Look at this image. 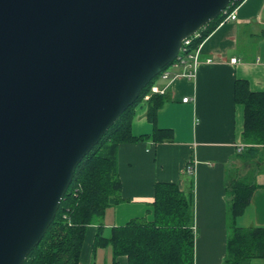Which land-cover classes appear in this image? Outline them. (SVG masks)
<instances>
[{"label": "water", "instance_id": "95a60500", "mask_svg": "<svg viewBox=\"0 0 264 264\" xmlns=\"http://www.w3.org/2000/svg\"><path fill=\"white\" fill-rule=\"evenodd\" d=\"M232 0H0V264H23L80 161Z\"/></svg>", "mask_w": 264, "mask_h": 264}, {"label": "crops", "instance_id": "0c3cea01", "mask_svg": "<svg viewBox=\"0 0 264 264\" xmlns=\"http://www.w3.org/2000/svg\"><path fill=\"white\" fill-rule=\"evenodd\" d=\"M196 78H178L158 93L165 82L156 79L150 93L165 99L154 121L142 102L132 120L134 136L151 135L155 128L171 129V138L121 144L117 168L121 202L103 218L104 236L132 219H153L154 186L176 184L194 195V264H224L233 226L264 227V165L256 176L257 189L244 212L232 221L228 184L251 169L238 152L242 145L244 107L235 102V80H244L253 92H264V0H244L236 19L221 23L201 44ZM231 59H236L235 63ZM209 61V62H208ZM188 97L187 102H182ZM145 101V100H144ZM191 162L194 172L185 169ZM97 225L88 226L79 264H112L111 247L93 250ZM117 264H128L119 256ZM249 264H264L253 259Z\"/></svg>", "mask_w": 264, "mask_h": 264}, {"label": "trees", "instance_id": "16d2710c", "mask_svg": "<svg viewBox=\"0 0 264 264\" xmlns=\"http://www.w3.org/2000/svg\"><path fill=\"white\" fill-rule=\"evenodd\" d=\"M222 19L223 15H219L200 29L199 36L192 38L191 49L202 43ZM156 79L142 89L136 101L80 161L53 222L23 264H79L90 225H97L93 250L111 247L112 264H117L119 256H126L128 264H194L192 182L186 193L173 183L155 184L151 221L136 218L124 226L111 228L108 236L103 232L106 211L122 200L117 168L119 146L146 140L157 143L171 138V129L155 128L151 135L132 134V120L142 102L147 105L150 122L165 102L159 95H150L144 101ZM234 99L244 107L243 148L238 152V158L252 169L228 184L232 221L249 205L258 187L255 180L258 170L264 165V92H253L246 81L237 79ZM253 259H264V227L233 226L224 264H249Z\"/></svg>", "mask_w": 264, "mask_h": 264}, {"label": "built area", "instance_id": "2783aa9c", "mask_svg": "<svg viewBox=\"0 0 264 264\" xmlns=\"http://www.w3.org/2000/svg\"><path fill=\"white\" fill-rule=\"evenodd\" d=\"M243 1L244 0H232L229 6L221 13V15H223L221 23L234 21L236 19L237 9ZM198 36L199 34L197 32L191 37L183 40L181 48L176 58L166 67H164L159 73L157 79L164 81L166 84L162 89H160L158 93L164 94L167 89V86L171 85L172 82L178 78H184L187 80H194L196 78L197 67L200 64L199 55L202 43H200L194 49H191L190 44L192 43V38ZM231 62L235 63L236 59H231ZM151 94L152 92L149 93V95L145 96L144 100L147 101ZM188 100V97H184L182 99V102H187ZM242 148L243 145H241L240 150H242ZM185 171L191 175L194 172L193 163L189 162L186 165Z\"/></svg>", "mask_w": 264, "mask_h": 264}, {"label": "rangeland", "instance_id": "374dc122", "mask_svg": "<svg viewBox=\"0 0 264 264\" xmlns=\"http://www.w3.org/2000/svg\"><path fill=\"white\" fill-rule=\"evenodd\" d=\"M244 167H245V165H244L243 163H241L239 169L242 170V169H244ZM251 167H252V166H249L250 169H252ZM263 168H264V166H263ZM233 221H234V220H233Z\"/></svg>", "mask_w": 264, "mask_h": 264}]
</instances>
